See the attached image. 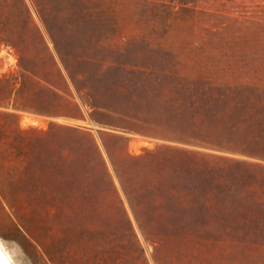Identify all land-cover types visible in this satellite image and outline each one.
<instances>
[{
  "label": "rangeland",
  "instance_id": "1",
  "mask_svg": "<svg viewBox=\"0 0 264 264\" xmlns=\"http://www.w3.org/2000/svg\"><path fill=\"white\" fill-rule=\"evenodd\" d=\"M214 125L264 137V0H0L13 264H264V171Z\"/></svg>",
  "mask_w": 264,
  "mask_h": 264
},
{
  "label": "trees",
  "instance_id": "2",
  "mask_svg": "<svg viewBox=\"0 0 264 264\" xmlns=\"http://www.w3.org/2000/svg\"><path fill=\"white\" fill-rule=\"evenodd\" d=\"M192 119L191 117L187 118L188 123L193 124ZM200 137V146L214 152L213 156L216 159L230 160L241 166L257 167L264 171V137L251 134L244 129L231 125H226V127L214 125L210 128V132H207V136H205L203 130ZM183 151L185 150L183 149ZM232 156H242L245 158L239 159ZM243 177V182H247L250 179V176Z\"/></svg>",
  "mask_w": 264,
  "mask_h": 264
},
{
  "label": "crops",
  "instance_id": "3",
  "mask_svg": "<svg viewBox=\"0 0 264 264\" xmlns=\"http://www.w3.org/2000/svg\"><path fill=\"white\" fill-rule=\"evenodd\" d=\"M50 111H54V112H50V113H45V112H36L38 115L40 116H43V117H49L50 119H54V121L56 122L57 120L63 118V119H73V120H82V112H78L76 115H68L64 109H63V106H59L56 102H54V106H50L49 107ZM62 109V110H60ZM35 113V114H36ZM73 127V126H71ZM79 129V130H83L85 132H91L93 131L92 128H83V127H80V128H77V127H73V129ZM101 132V135L103 137V135H106V132L104 131V129Z\"/></svg>",
  "mask_w": 264,
  "mask_h": 264
},
{
  "label": "bare ground",
  "instance_id": "4",
  "mask_svg": "<svg viewBox=\"0 0 264 264\" xmlns=\"http://www.w3.org/2000/svg\"><path fill=\"white\" fill-rule=\"evenodd\" d=\"M0 263L1 264H13L10 257L7 255V253L3 250V248L0 245Z\"/></svg>",
  "mask_w": 264,
  "mask_h": 264
},
{
  "label": "water",
  "instance_id": "5",
  "mask_svg": "<svg viewBox=\"0 0 264 264\" xmlns=\"http://www.w3.org/2000/svg\"><path fill=\"white\" fill-rule=\"evenodd\" d=\"M1 264V263H0Z\"/></svg>",
  "mask_w": 264,
  "mask_h": 264
}]
</instances>
